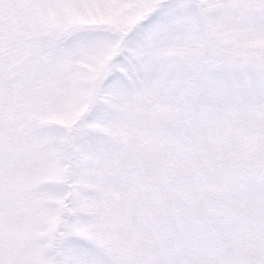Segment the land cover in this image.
Segmentation results:
<instances>
[{"label": "snow or ice", "instance_id": "snow-or-ice-1", "mask_svg": "<svg viewBox=\"0 0 264 264\" xmlns=\"http://www.w3.org/2000/svg\"><path fill=\"white\" fill-rule=\"evenodd\" d=\"M0 264H264V0H0Z\"/></svg>", "mask_w": 264, "mask_h": 264}]
</instances>
